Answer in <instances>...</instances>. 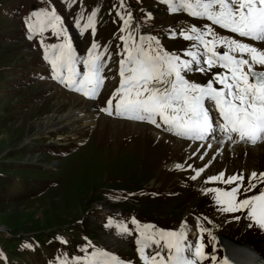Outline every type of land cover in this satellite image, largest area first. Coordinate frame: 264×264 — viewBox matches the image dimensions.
Masks as SVG:
<instances>
[{"label":"rangeland","instance_id":"rangeland-1","mask_svg":"<svg viewBox=\"0 0 264 264\" xmlns=\"http://www.w3.org/2000/svg\"><path fill=\"white\" fill-rule=\"evenodd\" d=\"M87 1L76 0L68 14L72 19L83 14L82 26L87 16L96 11L95 35L91 29L85 34L101 50L117 39L118 27L123 25H119L117 12L124 14L129 5L136 11L138 24L146 28L138 31L140 27L136 24L135 38L139 33L160 31L168 24L182 23L180 16H168L162 7H157L156 4H161L159 0H124L123 8L121 0ZM53 3L57 15L66 16V11L56 1ZM0 4L3 7L0 8V251L5 252L0 253L2 259L6 258V262L0 259V264H81L78 257H71V253H77L72 248L77 244V250L95 258L93 250H82L79 245L87 241L97 242L107 253L110 249L115 255L135 258L130 252L137 251V244L132 246L133 251L126 242L112 238L110 231L103 228L102 215L117 206L118 201L114 202L112 194L123 208V223L132 237H139L136 225L131 224L132 218L140 225L150 224L161 230H168L166 227L173 221L169 228L172 231L185 219L190 230H196L201 224L212 234H226L250 244L255 234L263 245L257 244L256 248L264 251V231L248 227L251 222L244 219L246 212H221L214 193L205 191L208 188L227 191L235 186L219 181L206 183L221 172L225 179L229 175L244 174L245 185L250 173L264 172V148L257 154L240 153L247 150L239 149L235 155L223 151L220 152L223 155L217 152L214 157L205 156L200 150L193 151L198 159L203 157L202 162L198 165L186 162L182 168L174 169L172 159L184 162L187 157L183 153L187 151L185 143L174 141L179 146L176 147L163 138L153 145L155 135L149 128L142 127L143 124L103 116L88 127L76 125L75 121L70 123L69 118L74 113L84 121H94L98 113H92L93 103L73 94L66 95L47 79L43 81L36 76L42 64L28 38L25 20L33 11L50 12L48 5L43 0H0ZM142 10L154 17V21L144 19ZM132 15L135 17V12ZM79 35L80 32L76 33V37ZM36 39L45 46L62 42L48 27L43 33L37 30ZM81 43L86 45L88 39ZM111 58L119 63V56ZM99 104L102 106V100ZM59 132L63 138L58 136ZM161 136L173 141L165 134ZM82 137L85 140L88 137L87 142L78 146V141H85ZM201 168L204 172L192 180L196 170ZM195 184L199 185L197 190L191 188ZM262 188L264 185H258L246 195L256 194ZM100 204L104 207L102 210H99ZM177 209L182 214H178ZM234 216L241 218L235 220ZM57 239L64 243L68 239L72 248L62 246ZM197 242L213 247L207 233L188 241ZM29 243L31 248L22 247ZM152 248L153 252L157 251ZM206 253L212 255L213 251L207 249ZM163 254L167 255L166 250ZM136 256L139 264H143L138 254ZM235 260L243 264L240 257Z\"/></svg>","mask_w":264,"mask_h":264},{"label":"snow or ice","instance_id":"snow-or-ice-1","mask_svg":"<svg viewBox=\"0 0 264 264\" xmlns=\"http://www.w3.org/2000/svg\"><path fill=\"white\" fill-rule=\"evenodd\" d=\"M72 2L73 0H69V7ZM159 2L166 4L172 13L184 11L191 17L210 22L202 28L191 26L179 32L184 40L194 41L193 47L197 50L186 51L184 55L190 59H181L179 55L159 47L160 41L156 37L141 36L140 43L129 46L131 35L127 38L121 36L126 55L120 61V83L101 111L109 116L148 122L157 128L164 125L165 131L191 140L204 141L219 132L225 142L253 146L264 144V0ZM124 6V0H121L120 7ZM117 15L125 26L120 31L124 32L132 20V13L129 12L126 17L120 12ZM83 18L81 14L76 20L81 35L88 29L95 35L96 11L88 15L81 26L80 20ZM148 18H151L150 14ZM25 23L30 33L37 30L43 33L48 27L53 35L62 37L61 43L45 48L44 59L51 65L52 78L72 91L95 99L104 85V77L101 75L102 54L96 53L99 45L93 42L87 58H78L69 33L55 10L33 11ZM212 26H218L219 29L255 43H245L221 35ZM172 35L175 37L176 33ZM28 38L31 39L32 36ZM146 41L147 48L144 47ZM153 43L156 47H152ZM41 45L43 46V41ZM201 48L203 51H200ZM77 64H83V73L77 70ZM214 68L222 71L213 73L206 84L186 78L189 73L207 75ZM113 100H116L114 109ZM213 107L219 119L211 114ZM234 136L238 139H234ZM207 146L212 147L211 144ZM203 171L204 168L196 170L191 179L196 180ZM216 181L227 185L235 184L227 191L220 188L205 190L214 193L217 205L221 206L219 210L223 213L246 212L245 219L251 222L248 227L255 226L264 231V188L256 194L246 195L257 189L258 185H264V172L258 174L253 171L248 176L246 185L243 183L244 174L229 175L225 179L223 172L210 177L206 183ZM241 195L244 198L240 199ZM240 218L233 217L235 220ZM112 224L110 219L108 226ZM131 224L136 225L139 232L135 243L143 264H199L200 261L209 259L212 264H228L227 259L218 260L215 255L206 254L202 242L187 243L184 231L161 230L150 224L140 225L135 218H132ZM118 228L121 234L131 235L124 223H120ZM197 230L215 239L211 230L201 224L197 225ZM153 245L159 250L148 253L146 250ZM22 247L31 248L32 245L29 243ZM163 250H167V255L163 254ZM97 255L105 258L102 264H125L107 252H99ZM2 258L3 254L0 253V259ZM88 264L95 262L89 261Z\"/></svg>","mask_w":264,"mask_h":264},{"label":"bare ground","instance_id":"bare-ground-1","mask_svg":"<svg viewBox=\"0 0 264 264\" xmlns=\"http://www.w3.org/2000/svg\"><path fill=\"white\" fill-rule=\"evenodd\" d=\"M132 32H133V18H132L130 24L127 26L126 36H129ZM235 38H237L238 40H241L243 42H246V43H255L253 41H250L248 39L241 38L238 36H235ZM74 121H75L76 125L82 124L81 126H83V127L91 126L94 123V121L91 119H86L84 121L82 116H79L78 114H75V113L72 114L71 117L69 118L70 123L74 122ZM127 123H133V122H127ZM136 124H139V123H136ZM142 127H147V125H142ZM154 135L156 136L155 133H154ZM159 136H161V134ZM167 136H169V135H167ZM169 137L171 138V136H169ZM215 137H216V135L214 136V138ZM209 144L212 145V147L207 146V148L209 150H213V149L219 147L221 149L220 152L226 151L229 153H233L232 155H235L234 152L237 153L239 151V149L247 150V152L251 151V152H253V154H257L259 150H263V148H264V144H257L255 146L250 144V145H246L244 147L243 145H240V144H238V145L225 144L221 140L210 141ZM180 229L183 230L185 232V234L188 233V231H190L187 225H183V227H181ZM192 232H193L192 236L196 234L195 231H193V230L190 231V233H192ZM221 242H222L223 247L225 248V252H224L225 258L228 261L232 262L233 264H239V262H237L235 260V259H238V257H240L243 264H264L262 259L260 257H258L259 255L256 252H252L247 247L239 246V245H237V244H235V243H233L227 239H221Z\"/></svg>","mask_w":264,"mask_h":264},{"label":"water","instance_id":"water-1","mask_svg":"<svg viewBox=\"0 0 264 264\" xmlns=\"http://www.w3.org/2000/svg\"><path fill=\"white\" fill-rule=\"evenodd\" d=\"M221 239H227V240H229V241L235 243L233 240H231L230 238H228V237H226V236L218 235V236H217V240L219 241V243L222 244ZM235 244H237V245H239V246H242V247H247L246 245H241V244H238V243H235ZM247 248H248L249 250H251L252 252H255V251H253L252 249H250V247H247ZM258 257H260V256H258Z\"/></svg>","mask_w":264,"mask_h":264}]
</instances>
